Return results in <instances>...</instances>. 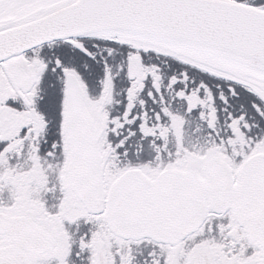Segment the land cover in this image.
<instances>
[{"label":"snow or ice","instance_id":"snow-or-ice-1","mask_svg":"<svg viewBox=\"0 0 264 264\" xmlns=\"http://www.w3.org/2000/svg\"><path fill=\"white\" fill-rule=\"evenodd\" d=\"M0 264H264V0H0Z\"/></svg>","mask_w":264,"mask_h":264}]
</instances>
